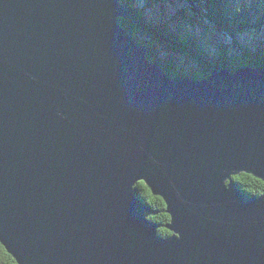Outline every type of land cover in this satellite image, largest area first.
<instances>
[{
	"label": "water",
	"instance_id": "water-1",
	"mask_svg": "<svg viewBox=\"0 0 264 264\" xmlns=\"http://www.w3.org/2000/svg\"><path fill=\"white\" fill-rule=\"evenodd\" d=\"M118 18L0 0V244L16 264H264V192L232 180L264 182V65L170 76Z\"/></svg>",
	"mask_w": 264,
	"mask_h": 264
},
{
	"label": "trees",
	"instance_id": "trees-1",
	"mask_svg": "<svg viewBox=\"0 0 264 264\" xmlns=\"http://www.w3.org/2000/svg\"><path fill=\"white\" fill-rule=\"evenodd\" d=\"M145 6L160 3L165 0H142ZM191 9L204 24L212 25L218 32L219 38L215 47L204 48L198 44L196 37L185 35L176 31L171 26L163 23H153L146 15L144 7L138 5L137 0H121L128 6L135 22L118 18V22L138 42L146 47L147 57L158 64L162 70L170 76L180 75L176 67L161 60L157 56V47H161L166 53H178L185 59L201 67L199 72L192 69L185 76L203 78L214 68L234 70L240 65L262 66L264 65V42L257 41L251 48L242 45L240 38H244L248 32L255 31L264 38V19H252L250 12L242 4H236L233 0H175ZM147 6V7H148ZM235 47L241 49V56L233 54ZM182 71V70H181ZM182 76L184 74L181 73ZM236 187L244 194L256 197L264 192V182L245 173L232 177ZM134 194L140 198L145 207L147 218L158 225L157 234L165 237L170 232L165 228L169 216L164 212L165 204L159 196L152 194L143 181L134 184ZM0 264H16L14 259L0 244Z\"/></svg>",
	"mask_w": 264,
	"mask_h": 264
},
{
	"label": "rangeland",
	"instance_id": "rangeland-1",
	"mask_svg": "<svg viewBox=\"0 0 264 264\" xmlns=\"http://www.w3.org/2000/svg\"><path fill=\"white\" fill-rule=\"evenodd\" d=\"M236 4H242L250 12L253 20L259 18L264 19V0H233ZM138 5L144 7L146 15L154 23L165 22L176 31H181L185 35H192L196 37V42L201 44L204 48L215 47V42L219 38L217 30L208 24L199 22L200 18L195 12L187 8L185 4L175 0H165L160 3H155L151 6H145L146 3L142 0H137ZM264 32V30H263ZM245 37L239 39V42L247 46V48L254 47L257 41L264 42V38L255 31L248 32ZM157 56L161 59L170 63L173 67H176V72L181 75L189 74L194 69L196 72L201 70V67L197 64L192 63L184 58L183 55L178 53H166L157 47ZM236 57L241 56V49L235 47L232 51ZM182 70V71H181ZM182 76V75H181Z\"/></svg>",
	"mask_w": 264,
	"mask_h": 264
}]
</instances>
